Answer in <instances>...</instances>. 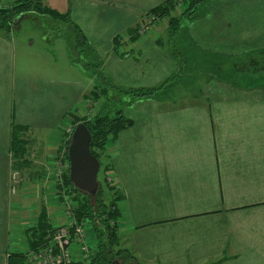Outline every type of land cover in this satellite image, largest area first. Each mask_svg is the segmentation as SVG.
Returning a JSON list of instances; mask_svg holds the SVG:
<instances>
[{"label":"crops","instance_id":"0c3cea01","mask_svg":"<svg viewBox=\"0 0 264 264\" xmlns=\"http://www.w3.org/2000/svg\"><path fill=\"white\" fill-rule=\"evenodd\" d=\"M44 1L70 12L120 84L155 85L175 70L171 55L150 34L156 26L146 27L135 42L121 43L132 49L130 56L113 48L117 35L146 24L147 13L164 0ZM253 12L264 19V3ZM198 29L193 42L218 53L254 49L260 40L250 28ZM14 56L11 37L0 34V264H8L20 246L29 250L28 240L11 233L13 124L57 132L64 114L75 111L76 99L89 92V87L50 89L44 79L35 85L34 79L14 74ZM206 89L210 104L163 108L151 97L124 107L134 124L117 136L111 175L125 194V245L141 262L264 264V89L243 90L216 79ZM59 141L51 148L61 146L66 162L65 137ZM43 171L34 170L39 174L34 180L44 183ZM48 190L45 185L43 191Z\"/></svg>","mask_w":264,"mask_h":264},{"label":"rangeland","instance_id":"374dc122","mask_svg":"<svg viewBox=\"0 0 264 264\" xmlns=\"http://www.w3.org/2000/svg\"><path fill=\"white\" fill-rule=\"evenodd\" d=\"M262 3H264V0H203V2L194 5L193 9H195V13L198 14V16L196 15V17L191 19L185 18L182 22L183 32L176 33L172 37L175 38L181 48L183 47L186 55L188 54L191 56V53H195L196 61H191L193 64L188 66L187 71L189 73L187 74L188 76L184 78L183 84L168 89L166 95L162 93L157 94L160 99V105L163 108L191 103H206L208 100L212 103V99L209 97L210 95L206 87L213 82L214 78L218 80L215 76V71L209 66H196L204 63L206 61L205 59H212L215 62L224 60L230 61V66H233L232 64L234 63V66L231 68V73L233 78L236 79L242 78V75H239L237 69H241V61L244 59L242 55L244 53H252L253 56L260 60L264 59V52L260 51V49H264V19L259 13L253 12L255 8H260ZM188 4H190L188 0H178L176 9L172 14L176 15L181 13ZM154 16L155 17H151L149 15L146 22L148 27L152 25L156 26V29L152 27L153 29L149 30L150 34H152L153 37H158L160 35L170 37L171 33L168 30L169 17ZM62 28L72 27L66 21L55 23L50 19L46 20V18L44 19L39 16H29L20 19L18 25L12 30L10 35L15 51L13 72L15 75L17 74V76L23 75L25 78L34 79L35 85H37L38 79H44L46 83L50 82V89L54 90L65 91L70 87L71 91L74 86L77 89L89 87L87 91H90V87L94 85L91 69L80 67L81 65L79 64H74L77 67L71 66V59L76 58L78 55L74 52L73 54L69 53L67 48L68 45L65 35L69 33L71 29L68 31V29ZM198 28H250L254 31L250 32L256 34L260 40L257 42L256 48L254 49H247L238 53H218L213 50V48H207L192 41L197 30H199ZM144 33L145 32L142 31L141 34L143 35ZM96 55V53H92L88 56L81 54L85 60L97 62L98 59ZM196 62L199 64H196ZM115 81L120 84L117 80ZM40 84H42V82H40ZM201 86H203V92H200ZM232 87L237 88L236 86ZM251 88L252 89L249 90H254V88L264 89V86H258V83L255 82ZM105 100V97H102L97 100L94 99L93 101H83L82 96L76 99L77 109L75 112L85 116L93 115L103 107L102 105L105 104ZM121 105L119 101L112 100L109 104L110 108H113L111 112H114L115 109L119 108ZM106 107L107 105H104V111L108 110ZM71 127H73L71 121L65 118L62 120L61 127L58 128L57 132L28 130L26 134H23L24 155L16 157L15 154H13V165L15 164V167L12 172L13 177L11 179L10 193L15 208L13 207L14 209L12 210L11 225L13 229L11 233L15 234L14 237H16L18 241L27 240L28 234L26 229L34 225L35 221L39 219V214L44 206L48 210V216L51 217L50 219H52L54 223L62 224L67 218L65 207L56 197L58 194L56 192V185L59 183V179L61 180L66 162L62 160L63 156L61 152L63 151L60 149L62 147L51 148V146L56 142H60V138L65 137V140L68 138L70 139ZM114 146L113 141H108L107 150L111 153L112 157L116 154ZM53 159L56 162L52 163ZM103 165L104 162L102 167ZM43 169L46 172L44 174V183L43 178H41L42 182L34 180V177L39 174H34L33 171L38 170V172H41ZM111 173L112 171L106 174L110 175V180H114ZM106 174L104 168H101L98 172V180L99 186L101 183L107 190V185L105 184ZM45 185L52 191H43ZM52 185L55 186V189H51L53 187ZM67 200H69V198H67ZM107 201H109V198H107ZM125 204L126 203L123 201L120 202L122 215L120 217L121 228L119 231L122 232L121 234L124 242L126 232L123 233V229L125 228L124 224L127 216L125 213ZM48 205L49 207H47ZM88 232L93 237L90 228ZM22 243L23 242H19L18 244L22 245ZM73 245L75 250L80 247V243L78 242L73 243ZM20 247L25 248V246ZM130 264L136 263L133 262Z\"/></svg>","mask_w":264,"mask_h":264},{"label":"trees","instance_id":"16d2710c","mask_svg":"<svg viewBox=\"0 0 264 264\" xmlns=\"http://www.w3.org/2000/svg\"><path fill=\"white\" fill-rule=\"evenodd\" d=\"M188 1L190 4H188L181 13L176 15H173L172 12L176 9L178 0H164L151 8L147 13L148 15L153 14L159 17H169L168 30L171 33L170 37L160 35L156 38V42L160 46L166 48L167 52L171 55L176 65L175 70L164 80L155 85L126 86L115 81L107 71L103 59L96 57L98 61L95 62L92 60H85L81 56V54L88 56L95 51L90 46L81 28L71 19L69 11L60 12L53 9L46 5L44 0H0V34L6 37H10L12 30L18 25L20 19L29 16H39L44 19L46 18V20L50 19L55 23L66 21L72 27L62 28L68 29V31L71 29V31L65 35L68 45L67 48L69 53L73 54L74 52L78 55L76 58L71 59L72 64H79L84 68L91 69L94 79V85L90 87L91 90L83 97L92 101L105 97V104L102 106L104 107V105H107L106 108L108 110L104 111L102 107L90 116L80 115L74 110H68L64 114L63 119L68 118L71 121L73 125L72 130L78 122H84L87 125L91 132V152L98 157L100 161L99 170L104 168L105 174L114 171L111 153L107 150L108 141H113V145H115L119 132L134 124V119L124 113V107L133 104L138 99L158 97V93L166 95L168 89L183 84L184 78L188 76V66L193 64L191 61L195 60V53H191V56L188 54L186 55L183 47L181 48L175 38L172 37L176 33L183 32L182 22L185 18L191 19L196 17V15L198 16L193 7L197 3L203 2V0ZM145 25L148 27V24ZM147 29L149 28H146V30ZM124 36H127V38ZM141 36L140 25L128 28L124 35H117L114 38L113 48L120 53L122 57H128L132 54V49L121 48V43L125 40L135 42ZM260 51L264 52V49H260ZM242 57L244 59L241 61V69H237L239 75H242L241 79L233 78L231 68L234 66V63L232 64L233 66H230V61L224 60L215 62L212 59H205L206 61L204 63L196 66H209L215 71V76L219 81L231 86H236L237 88L248 89L251 88L255 82L258 83V86H264V59L260 60L253 56L252 53H244ZM196 64L199 63L196 62ZM260 77L261 79L259 80ZM112 100L119 101L122 104L119 108L115 109L114 112H111L113 108L109 106ZM209 101L210 100L206 103L210 104ZM28 130L29 126L27 125L13 124L11 150L12 154H15L16 157L23 156L25 153L23 148V134H26ZM64 143L66 166L62 173L61 180L59 179V183L56 185V190L63 206L67 198L71 201L76 221L78 223H86L92 230L94 238L92 243L95 247L94 254L87 260L78 258L68 264H130L133 262L136 264H148L141 262L133 253V248L125 245L126 242L123 241L122 232L119 231L121 228L120 217L122 215L120 202L125 199L124 192L117 186L114 180L109 179V174L105 175L107 190L100 183L96 195H91L74 186L69 176L68 146L70 139H66ZM103 162L104 165L102 167ZM107 198H109V201H107ZM54 229L55 227L48 216V210L44 206L41 209L36 224L26 229L28 234L27 249L29 250H22L21 248L20 250L12 251L9 255L8 264H35L30 260L31 252L37 251L41 245L47 242L46 239L48 234ZM155 264L162 263L158 262Z\"/></svg>","mask_w":264,"mask_h":264},{"label":"built area","instance_id":"2783aa9c","mask_svg":"<svg viewBox=\"0 0 264 264\" xmlns=\"http://www.w3.org/2000/svg\"><path fill=\"white\" fill-rule=\"evenodd\" d=\"M151 17H155L150 14ZM145 32L146 25L141 26ZM72 128L70 131L72 133ZM64 207L67 211V218L62 224L55 226L47 236V242L41 245L37 251L30 254V260L35 264H68L75 259L90 258L95 252L93 237L88 232L89 227L86 223H78L74 216L71 201L65 200ZM80 243V247L75 250L73 243Z\"/></svg>","mask_w":264,"mask_h":264},{"label":"water","instance_id":"95a60500","mask_svg":"<svg viewBox=\"0 0 264 264\" xmlns=\"http://www.w3.org/2000/svg\"><path fill=\"white\" fill-rule=\"evenodd\" d=\"M91 132L84 122H78L68 146L70 180L82 191L96 195L99 190L100 161L90 149Z\"/></svg>","mask_w":264,"mask_h":264}]
</instances>
